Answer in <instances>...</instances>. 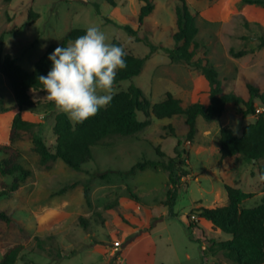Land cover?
<instances>
[{"label":"rangeland","instance_id":"rangeland-1","mask_svg":"<svg viewBox=\"0 0 264 264\" xmlns=\"http://www.w3.org/2000/svg\"><path fill=\"white\" fill-rule=\"evenodd\" d=\"M152 1L155 8L139 28V0H0V60L9 54L32 71L45 50L58 44L69 30L95 25L105 33L107 42L118 40L135 56L144 57L154 48L141 74L114 85L113 94L133 84L151 105L171 93L184 105L207 106L209 86L201 72L185 63L171 62L167 55L174 47L179 0ZM185 1L197 14L198 39L203 45L198 57L207 58L218 71L224 91L247 100L246 82H251L264 93V48L258 47L259 38L264 37V7L251 9L240 0ZM124 25L137 30L142 41L129 36ZM30 93L34 106L21 114L34 124L32 133L41 136L52 150L54 117L61 111L46 98V91ZM0 100L7 109L0 112L1 145L9 142L18 110L1 74ZM254 104L257 113L264 110L260 100ZM244 110L243 105L228 104L222 115L210 122L198 118L192 141L186 138L188 129L182 117H151L149 125L134 136L104 139L79 172L60 160L41 166L30 135L15 142L18 163L30 175L14 188L16 175L0 171V193L4 194L0 210L13 218L11 223H0V260L9 248L18 246L15 264H230L220 254H203L210 240L222 242L230 237L213 229L199 217L198 210L225 205L224 185L253 194L242 203L243 208L264 203L257 174L264 160L219 156L222 127L239 136L244 126L255 121L254 115H243ZM138 117L144 120L142 114ZM157 150L164 161L180 152L186 164L188 175L179 181L174 216L168 215L165 205L167 173L149 167L128 173L138 162L159 160ZM191 222L196 227L188 230ZM116 239H123L118 251L112 250Z\"/></svg>","mask_w":264,"mask_h":264},{"label":"trees","instance_id":"trees-1","mask_svg":"<svg viewBox=\"0 0 264 264\" xmlns=\"http://www.w3.org/2000/svg\"><path fill=\"white\" fill-rule=\"evenodd\" d=\"M11 1L4 0L6 3ZM139 1L142 2L137 14V25L140 28L153 12L155 4L152 0ZM109 2L115 5L112 1ZM240 2L245 5L264 7V0H240ZM97 13H99L98 9ZM175 16L176 32L172 36L174 47L167 52L168 58L171 62L185 63L201 72L209 86L208 105L204 106L200 103L184 105L171 93H166L161 101L151 105L142 90L131 84L127 90L113 94V99L107 107L101 108L97 115L83 123H72L67 114L63 112L56 114L52 128L55 146L52 150L46 146L41 136L32 133L34 124L25 120L21 111L34 106L30 92H45L38 78L41 75L46 76L52 67L48 56L56 47L67 46L78 36L84 35L86 29L72 28L69 30L58 44L51 45L45 50L35 62L32 71L24 69L9 54L1 58L0 74L6 79L19 110L11 123L8 144L0 145V154L4 156L0 160V171L6 176L16 175L14 188L18 187L19 182L25 181L30 172L18 163L19 152L13 144L28 135L31 136L33 151L38 155L41 166L48 167L51 162L60 160L68 168L79 172L82 171L83 165L93 159V148L104 139L112 136H134L149 125L151 117L158 120L182 117L188 129L186 138L192 141L197 133V119L201 117L206 122H210L220 117L228 104L243 105L245 107L243 115H254L255 121L244 126L239 136L235 135L229 127H222L219 130L220 158H243L254 162L264 160V110L257 113L254 104L255 100L264 103V93H261L258 86L251 82H246L247 100L234 92H225L218 71L210 65L207 58L198 57L203 45L198 39L197 14L190 11L185 0H179L175 7ZM245 24L248 25V23ZM122 28L136 41H142L138 37L137 30L129 25H124ZM111 44L123 47L118 40H112ZM2 47L3 38L1 36L0 57ZM258 47L264 48V37L259 38ZM153 49L150 54L154 52ZM126 53L127 67L118 70L114 85L130 81L140 75L150 56L148 54L138 57L127 51ZM6 110L0 100V112ZM139 114L144 117L143 121L139 119ZM157 154L159 160L138 162L128 173H133L136 169L144 170L147 167L167 173L169 188L166 192L165 205L168 208V215L174 216L173 207L180 191L179 181L188 175L185 170L186 164L180 152L167 161L163 160L164 156L159 150ZM257 174L259 177L264 174V165L258 166ZM260 183L264 191V181L260 180ZM224 190L227 196L225 205L212 209L201 208L198 211L199 217L210 222L213 229L219 230L230 238L222 242L210 240V245L207 250L202 251L203 254L205 256L220 254L230 264H264V203L252 208H243L242 203L250 199L253 194L228 185H224ZM3 195L0 193V197ZM85 199L89 201L87 189H85ZM12 221V217L0 210V223L8 224ZM194 227H196L195 223L188 224V230ZM199 230L204 235L203 230ZM18 253V246L9 248L2 256L0 264H15Z\"/></svg>","mask_w":264,"mask_h":264},{"label":"clouds","instance_id":"clouds-1","mask_svg":"<svg viewBox=\"0 0 264 264\" xmlns=\"http://www.w3.org/2000/svg\"><path fill=\"white\" fill-rule=\"evenodd\" d=\"M108 41L99 26H89L67 46L48 56L52 67L39 76L46 98L73 123H83L113 99L117 72L127 67L126 51ZM259 179L264 181V174Z\"/></svg>","mask_w":264,"mask_h":264},{"label":"built area","instance_id":"built-area-1","mask_svg":"<svg viewBox=\"0 0 264 264\" xmlns=\"http://www.w3.org/2000/svg\"><path fill=\"white\" fill-rule=\"evenodd\" d=\"M122 242H123V239L122 240H118L116 239L113 243V247H112V250L114 251H118L119 249H121L122 247Z\"/></svg>","mask_w":264,"mask_h":264},{"label":"crops","instance_id":"crops-1","mask_svg":"<svg viewBox=\"0 0 264 264\" xmlns=\"http://www.w3.org/2000/svg\"><path fill=\"white\" fill-rule=\"evenodd\" d=\"M245 6L251 7V9L262 8V6H258V5H245ZM17 112H19V110H17Z\"/></svg>","mask_w":264,"mask_h":264}]
</instances>
